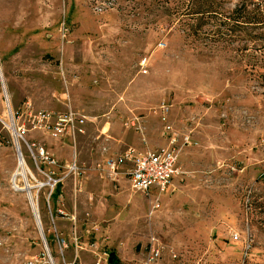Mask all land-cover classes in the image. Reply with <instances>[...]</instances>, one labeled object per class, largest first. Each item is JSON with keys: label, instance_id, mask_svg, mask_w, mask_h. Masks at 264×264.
I'll return each instance as SVG.
<instances>
[{"label": "rangeland", "instance_id": "374dc122", "mask_svg": "<svg viewBox=\"0 0 264 264\" xmlns=\"http://www.w3.org/2000/svg\"><path fill=\"white\" fill-rule=\"evenodd\" d=\"M200 2L0 0V264H128L152 236V264H264V76L249 65L262 49L248 33L222 42L211 21L192 32ZM27 103L78 112L83 131L34 128ZM167 123L191 144L166 192L97 168L125 130L135 150L166 147Z\"/></svg>", "mask_w": 264, "mask_h": 264}, {"label": "built area", "instance_id": "2783aa9c", "mask_svg": "<svg viewBox=\"0 0 264 264\" xmlns=\"http://www.w3.org/2000/svg\"><path fill=\"white\" fill-rule=\"evenodd\" d=\"M97 9H100V7H97ZM147 65V56L140 58L139 66L143 72H147ZM25 108L26 111L25 113L22 112V115L26 117V120L34 128L48 129L53 137H61L69 131H83L80 125L84 123L85 116L73 110H68L65 113L46 110L33 112L29 103L25 104ZM168 108L167 104L161 106L163 112H166ZM162 118L164 119L163 115ZM17 129L19 131L21 127ZM17 135L21 136L18 132ZM163 135L167 138L166 147L155 150L146 149L144 151L128 148L114 157L106 158L102 164L97 165V168L104 171L112 180H116L119 166L121 164L127 165V175L132 190L148 195L150 188L153 186L159 192H166L170 188L173 179L180 173L178 165L179 147L180 145H190L191 139L187 134L180 138L169 123L164 126ZM39 155H44L42 147L39 149ZM58 243L61 248L66 247L64 240H59ZM75 246L77 249L78 245L75 244ZM159 256L160 247L156 238L152 236L149 240L148 252L139 261L128 264H152ZM36 261L37 259L29 260L28 264ZM64 264H78L77 254L71 262H65ZM94 264H111L109 254L103 252L102 255L95 259Z\"/></svg>", "mask_w": 264, "mask_h": 264}, {"label": "trees", "instance_id": "16d2710c", "mask_svg": "<svg viewBox=\"0 0 264 264\" xmlns=\"http://www.w3.org/2000/svg\"><path fill=\"white\" fill-rule=\"evenodd\" d=\"M167 4L171 0H164ZM200 11L194 12L199 15L196 27H191L192 32L197 33L204 23H214L213 32L222 42L233 43L242 40V34H249V39L254 43L255 48L262 49L260 55H254L249 63L251 71L256 72L259 77L264 76L260 71L264 68V0H240L231 10L223 9V2L217 3L216 0H200ZM221 1V0H219ZM169 11V10H167ZM214 17V20L211 18ZM204 21V22H203ZM57 185V184H56ZM52 192L50 197H55ZM109 261L117 264L113 252L109 253Z\"/></svg>", "mask_w": 264, "mask_h": 264}, {"label": "crops", "instance_id": "0c3cea01", "mask_svg": "<svg viewBox=\"0 0 264 264\" xmlns=\"http://www.w3.org/2000/svg\"><path fill=\"white\" fill-rule=\"evenodd\" d=\"M83 130V129H82ZM121 132V131H120ZM113 139L114 140H116V142L114 143V148H118L119 147V145H120V148H122V150L121 151H117V153L116 152H114V153H111L110 155H104V158L102 159V161L104 162L105 161V159L106 158H109V157H114V156H116L117 154H119V153H121V152H123L124 150H126V149H128V148H132L133 146H135V147H137V148H139L140 146H142V143H141V140L139 139V138H136V136H135V134H129L128 133V131L127 130H125V131H123L122 133H120V134H118L117 135V137H115V136H113ZM120 143V144H119ZM123 145L125 146V145H127V147H125L124 149H123ZM146 150V149H145ZM98 151H99V149H98ZM97 151V153L96 154H94V156H93V158L94 159H96V158H98V154H100L99 152ZM95 156H97V157H95ZM179 157H180V152L178 153V165H179V167H180V163H179ZM100 158V157H99ZM127 168H128V166L127 165H123V164H121L120 166H119V168H118V176H117V179L116 180H113V181H118L120 178L121 179H125L129 184H130V182H129V178H128V175H127ZM182 173V170H181V167H180V173L177 175V176H179L180 174ZM176 176V177H177ZM131 187V186H130ZM132 189V188H131ZM134 191V190H133Z\"/></svg>", "mask_w": 264, "mask_h": 264}, {"label": "bare ground", "instance_id": "6f19581e", "mask_svg": "<svg viewBox=\"0 0 264 264\" xmlns=\"http://www.w3.org/2000/svg\"><path fill=\"white\" fill-rule=\"evenodd\" d=\"M15 137L17 138L19 136L17 134H15ZM24 167H25V161L23 160V158H20L19 167H18V169L16 171V175H20V174L23 175L24 174V169H25ZM28 197H29V200H30V203L32 205L33 210L36 212L37 209H36V207L34 205V201H33L32 195L29 192H28ZM37 215H38V213H37Z\"/></svg>", "mask_w": 264, "mask_h": 264}, {"label": "water", "instance_id": "95a60500", "mask_svg": "<svg viewBox=\"0 0 264 264\" xmlns=\"http://www.w3.org/2000/svg\"><path fill=\"white\" fill-rule=\"evenodd\" d=\"M36 218H37V221H38V217L36 216ZM38 225H39V222H38ZM42 239H43V236H42Z\"/></svg>", "mask_w": 264, "mask_h": 264}]
</instances>
